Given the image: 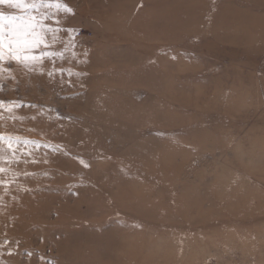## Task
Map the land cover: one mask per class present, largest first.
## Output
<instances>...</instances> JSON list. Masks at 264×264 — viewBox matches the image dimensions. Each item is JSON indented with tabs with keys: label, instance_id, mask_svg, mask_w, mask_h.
I'll return each mask as SVG.
<instances>
[{
	"label": "rangeland",
	"instance_id": "obj_1",
	"mask_svg": "<svg viewBox=\"0 0 264 264\" xmlns=\"http://www.w3.org/2000/svg\"><path fill=\"white\" fill-rule=\"evenodd\" d=\"M60 2L2 62L0 264H264V0Z\"/></svg>",
	"mask_w": 264,
	"mask_h": 264
},
{
	"label": "snow or ice",
	"instance_id": "obj_2",
	"mask_svg": "<svg viewBox=\"0 0 264 264\" xmlns=\"http://www.w3.org/2000/svg\"><path fill=\"white\" fill-rule=\"evenodd\" d=\"M52 8H55L57 13H52ZM61 10L66 14H74L73 10L60 0L55 3L51 0H0V72L11 71L2 64L7 57L8 62H16L28 72L44 74V57H51L53 54L42 51L40 55H34L33 50L42 44L47 46L45 37L49 32L53 33V39L55 38L56 29L46 27V22L60 24L58 13ZM53 16L56 17L55 20ZM53 74L47 73L49 76ZM60 74H63L62 70ZM0 107H3V102H0ZM5 141L7 148L0 146V153H3L0 160H3L9 151L14 155L16 148L13 144L20 143L18 139L14 141L11 137L0 135V143ZM81 163L88 167L83 160ZM4 171L5 169L0 167V172Z\"/></svg>",
	"mask_w": 264,
	"mask_h": 264
}]
</instances>
